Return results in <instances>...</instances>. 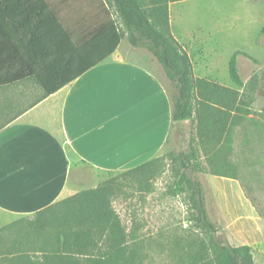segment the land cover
I'll use <instances>...</instances> for the list:
<instances>
[{
  "label": "rangeland",
  "instance_id": "1",
  "mask_svg": "<svg viewBox=\"0 0 264 264\" xmlns=\"http://www.w3.org/2000/svg\"><path fill=\"white\" fill-rule=\"evenodd\" d=\"M169 26L188 53L195 77L237 93L242 111L229 122L231 150L215 134L195 140L204 171L192 177L200 183L218 239L249 246L255 264H264V0H181L169 5ZM161 74L171 97L174 87ZM190 138V122L177 123L160 155L126 172H96L74 160L68 190L51 208L27 216L0 215V264H22L19 254L33 255L42 246L60 248L62 234L77 247L92 226L119 240H130V232L144 238L142 264H173L174 255L204 237L187 220L185 194L176 189L173 159L189 150ZM101 185L110 187L103 206L84 212L73 205L75 195ZM97 210L101 214L92 223Z\"/></svg>",
  "mask_w": 264,
  "mask_h": 264
},
{
  "label": "crops",
  "instance_id": "2",
  "mask_svg": "<svg viewBox=\"0 0 264 264\" xmlns=\"http://www.w3.org/2000/svg\"><path fill=\"white\" fill-rule=\"evenodd\" d=\"M46 1L60 26L44 15L17 27L18 71L29 77L0 87V215L52 206L74 160L96 172L146 164L182 122L172 120L163 70L148 51L153 61L124 37L106 55L120 26L107 0ZM62 79L70 81L47 94Z\"/></svg>",
  "mask_w": 264,
  "mask_h": 264
},
{
  "label": "trees",
  "instance_id": "3",
  "mask_svg": "<svg viewBox=\"0 0 264 264\" xmlns=\"http://www.w3.org/2000/svg\"><path fill=\"white\" fill-rule=\"evenodd\" d=\"M107 1L113 7L120 26L115 22L119 34L106 55L111 54L124 37L130 45L148 51L174 87V94L171 96L172 120H188L191 124L189 150L173 159L174 163L178 164L176 175L179 180L176 189L185 194L188 205L187 220L203 233L204 237L193 245L194 248L174 255L173 264H255L249 246H232L218 239L215 225L207 218L200 183L192 177V173L204 171L194 146L195 140H207L210 135L215 134L223 137L224 148L231 150L233 139L229 122L237 112L242 111L237 93L194 76L189 55L174 38L169 26V4L181 0ZM44 15L51 16L60 26L46 0H0V87L29 77L18 71L15 34L17 27L28 22L31 16ZM68 81L70 79H62L59 85L53 88L45 87L47 94L57 91ZM252 83L253 81L248 85ZM109 191L110 187L101 185L94 190L75 195L71 201L73 205H79L87 212V209L94 210L97 206H103V200ZM95 213L90 220L92 223L97 222L96 218L101 214L99 210ZM128 237L130 240L125 237L119 240L110 234L104 235L99 226H92L77 247L62 234L58 239L60 248L58 245L52 249L42 246L33 255L23 253L14 257L21 260L22 264H142L144 255L139 249L144 245V238L136 237L132 232Z\"/></svg>",
  "mask_w": 264,
  "mask_h": 264
}]
</instances>
